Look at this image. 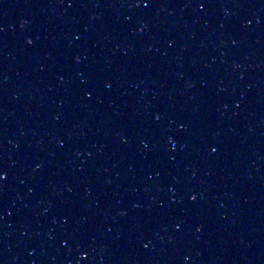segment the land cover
<instances>
[{"label": "water", "instance_id": "water-1", "mask_svg": "<svg viewBox=\"0 0 264 264\" xmlns=\"http://www.w3.org/2000/svg\"><path fill=\"white\" fill-rule=\"evenodd\" d=\"M0 172V264H264V0H0Z\"/></svg>", "mask_w": 264, "mask_h": 264}, {"label": "snow or ice", "instance_id": "snow-or-ice-1", "mask_svg": "<svg viewBox=\"0 0 264 264\" xmlns=\"http://www.w3.org/2000/svg\"><path fill=\"white\" fill-rule=\"evenodd\" d=\"M144 6H145V7H147L148 5H147V4H145ZM205 6H206V5H205L204 3H201V4H200V7H201V8H203V7H205ZM28 43H29V44H31V43H32V41H31V40H29V41H28ZM156 119H157V120H159V119H160V117H159V116H157V117H156ZM212 151H213V152H215V151H217V149L213 148V149H212ZM4 179H6V174H4V173L0 172V181H2V180H4ZM192 199H193V200H195V199H196V197H195V196H193V197H192ZM145 246L147 247V245H145Z\"/></svg>", "mask_w": 264, "mask_h": 264}]
</instances>
